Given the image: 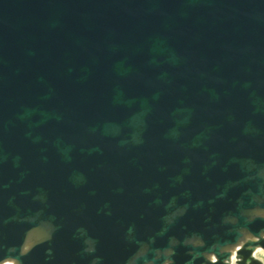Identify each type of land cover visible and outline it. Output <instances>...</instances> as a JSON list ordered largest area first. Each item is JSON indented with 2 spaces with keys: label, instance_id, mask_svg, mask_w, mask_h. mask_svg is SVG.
<instances>
[{
  "label": "water",
  "instance_id": "1",
  "mask_svg": "<svg viewBox=\"0 0 264 264\" xmlns=\"http://www.w3.org/2000/svg\"><path fill=\"white\" fill-rule=\"evenodd\" d=\"M257 246L264 0H0V262L264 264Z\"/></svg>",
  "mask_w": 264,
  "mask_h": 264
},
{
  "label": "bare ground",
  "instance_id": "2",
  "mask_svg": "<svg viewBox=\"0 0 264 264\" xmlns=\"http://www.w3.org/2000/svg\"><path fill=\"white\" fill-rule=\"evenodd\" d=\"M42 234H43V232H38V231H32V232H30V233L28 234V236H27V240H26L24 246L27 247L28 245H30L33 241H35L36 239H38ZM248 236H249V235H245L242 239H240V241L238 242V244L232 246L231 249L234 250L235 247L241 245V244L243 243V241H244ZM258 248H259V247L257 246V247L255 248L254 252L257 251ZM6 260H7V261H10V262H13L14 264H17V261H16L15 259H13V258H7V259H5V260H3V261H6ZM3 261L0 262V264L3 263Z\"/></svg>",
  "mask_w": 264,
  "mask_h": 264
},
{
  "label": "rangeland",
  "instance_id": "3",
  "mask_svg": "<svg viewBox=\"0 0 264 264\" xmlns=\"http://www.w3.org/2000/svg\"><path fill=\"white\" fill-rule=\"evenodd\" d=\"M254 253L256 257H258L264 262V249L263 248L259 247L258 250L255 251ZM1 264H14V263L6 260V261H3V263ZM232 264H238V263L233 260Z\"/></svg>",
  "mask_w": 264,
  "mask_h": 264
}]
</instances>
